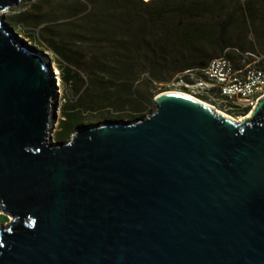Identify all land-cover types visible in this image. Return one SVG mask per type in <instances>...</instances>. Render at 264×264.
Returning a JSON list of instances; mask_svg holds the SVG:
<instances>
[{"label": "water", "instance_id": "obj_1", "mask_svg": "<svg viewBox=\"0 0 264 264\" xmlns=\"http://www.w3.org/2000/svg\"><path fill=\"white\" fill-rule=\"evenodd\" d=\"M0 264H264V97L227 117L163 91L49 142L53 75L2 14Z\"/></svg>", "mask_w": 264, "mask_h": 264}, {"label": "trees", "instance_id": "obj_2", "mask_svg": "<svg viewBox=\"0 0 264 264\" xmlns=\"http://www.w3.org/2000/svg\"><path fill=\"white\" fill-rule=\"evenodd\" d=\"M216 6L224 7L226 1L76 0L63 21L47 22L38 14L20 18L17 25L28 38L38 37L56 55L58 70L75 94L62 107L57 139L75 133L88 113H101L103 119L114 113L117 118L110 119L129 123L154 113L161 93L155 84L205 67L214 58L230 57L231 26L241 23L242 15V25L251 22L260 47L248 44L246 49L264 53V0L239 2L216 26L200 21ZM211 48L215 52L205 56ZM240 58L232 60L236 66Z\"/></svg>", "mask_w": 264, "mask_h": 264}, {"label": "rangeland", "instance_id": "obj_3", "mask_svg": "<svg viewBox=\"0 0 264 264\" xmlns=\"http://www.w3.org/2000/svg\"><path fill=\"white\" fill-rule=\"evenodd\" d=\"M226 6H216L212 9V11L205 13L203 16L200 17V21L203 23H207L212 26L218 25L219 22H221L224 17H226L228 14L232 12V10L237 7L239 2H245V0H225ZM76 0H23V2L16 6L11 8L10 10L4 12L1 16V18L7 23V26L9 28L15 29V32L23 33V35H20L21 41L25 43L30 49L38 51L42 53L44 56L47 57L49 66L52 70L53 75V85H54V95H53V102H54V109H53V119L51 122V130L50 134L48 136L49 142L53 143L55 145H60L61 142H68L72 139L74 133L68 137L67 139L63 141H59L56 137L57 132L61 129L60 122L63 119V105L69 101L70 99L75 98V94L71 90V85L67 84L65 79L63 78V73H61L58 70V61L56 60V55L49 50V48L46 46V44H43V42L37 37L36 40L32 41V38H28V35L21 30L19 25H17V22L22 18L34 16L35 14L40 15L41 18L44 21L47 22H59L64 20V13L65 11L70 8L73 4H75ZM36 5H40L39 7H36ZM264 13V11H263ZM242 20H244L243 15L240 17V22L235 21L234 24L231 26V32L229 33L230 40L228 39L227 42L230 46H228L227 50L230 55V59L233 61H236L238 57L237 49L242 52H247L250 49H246L248 47V44H251L253 47L258 49V44L256 43V38L254 34V29L251 25V22L248 21V26L242 25ZM15 22V23H13ZM25 23H27V20H24ZM29 26H33L31 23L27 24ZM34 32H37L38 30H33ZM228 36V37H229ZM260 49V47H259ZM216 49L211 48L207 49L203 52L205 56H209L215 52ZM253 51V50H250ZM262 52V49H261ZM66 71V70H65ZM64 71V72H65ZM174 78H171L167 82L158 83L155 84L158 87V90L160 92L163 91H184L187 93H192V88H187L177 82V80ZM195 96H198L204 100H207L210 103L215 104L218 108L221 110H224L231 115L235 116L236 118H242L245 116L240 108H238L233 103H230L226 101L225 99L221 98L216 93H206V92H199L194 93ZM153 110H157V106L153 107ZM110 116H107L106 119L102 118L101 113H98L96 115L92 113L85 114L83 117L82 123L77 127V130L81 129L82 127H96L101 126L105 124H115L119 123L116 119L117 116L112 113ZM151 115L150 112L146 113V117ZM105 116V115H104ZM103 120H102V119ZM113 118V119H110ZM122 123H129L122 121ZM76 130V131H77ZM75 131V132H76Z\"/></svg>", "mask_w": 264, "mask_h": 264}, {"label": "built area", "instance_id": "obj_4", "mask_svg": "<svg viewBox=\"0 0 264 264\" xmlns=\"http://www.w3.org/2000/svg\"><path fill=\"white\" fill-rule=\"evenodd\" d=\"M240 65L228 57L214 58L202 68L190 69L176 76L179 84L192 93H216L240 109L251 110L264 97V53L239 51Z\"/></svg>", "mask_w": 264, "mask_h": 264}, {"label": "bare ground", "instance_id": "obj_5", "mask_svg": "<svg viewBox=\"0 0 264 264\" xmlns=\"http://www.w3.org/2000/svg\"><path fill=\"white\" fill-rule=\"evenodd\" d=\"M168 92H171V93H178V94H182V95H185V96L191 97V98H193V99H195V100H198V101L204 103L205 105H208L209 107H211L212 109L218 111L219 113L224 114V115L227 116V117H230V118L235 119L236 121H241V119H242V118H240V119H239V118H236L235 116L231 115L230 113H228V112H226V111H224V110H221V109L218 108L215 104L210 103V102H208V101H206V100H204V99H201V98H199L198 96H195V95H193V94H191V93H187V92H184V91H168Z\"/></svg>", "mask_w": 264, "mask_h": 264}]
</instances>
